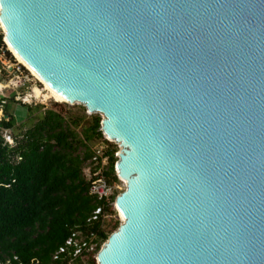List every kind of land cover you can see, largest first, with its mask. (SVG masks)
Wrapping results in <instances>:
<instances>
[{
	"label": "water",
	"instance_id": "obj_1",
	"mask_svg": "<svg viewBox=\"0 0 264 264\" xmlns=\"http://www.w3.org/2000/svg\"><path fill=\"white\" fill-rule=\"evenodd\" d=\"M0 23L120 148L96 264H264V0H0Z\"/></svg>",
	"mask_w": 264,
	"mask_h": 264
},
{
	"label": "trees",
	"instance_id": "obj_2",
	"mask_svg": "<svg viewBox=\"0 0 264 264\" xmlns=\"http://www.w3.org/2000/svg\"><path fill=\"white\" fill-rule=\"evenodd\" d=\"M3 36L0 30V47ZM0 81L5 82L2 77ZM2 101L5 100H0V105ZM8 101L19 104L14 97ZM23 106L30 122L33 107ZM5 114L9 118L0 120V263L8 260L9 264H66V253L57 259L53 256L78 231L83 236L99 231L105 242L109 234L100 232L101 226L105 228L102 217L89 221L104 202L91 195L89 188L98 177L111 186L119 183L115 173L116 147L104 140L101 158L97 164L90 163L92 178L83 173L84 164L94 155L91 142L102 139L100 116L92 115L79 136L74 129L81 118H66L53 109L43 112L32 127L25 121L16 126L15 118ZM15 128L19 132H13L15 146L10 148L4 144L1 130ZM104 158L106 163L98 174ZM108 212L116 213L110 208ZM114 224L118 227V220ZM85 264H96V260L90 256Z\"/></svg>",
	"mask_w": 264,
	"mask_h": 264
},
{
	"label": "rangeland",
	"instance_id": "obj_3",
	"mask_svg": "<svg viewBox=\"0 0 264 264\" xmlns=\"http://www.w3.org/2000/svg\"><path fill=\"white\" fill-rule=\"evenodd\" d=\"M15 62H16L15 64H19L22 68H20L19 72L13 69L12 71H10V76L12 77V80L15 81L14 83L20 82V87H17L16 84H12L11 87L6 88L5 87L6 84L3 81H0V83L3 85L2 89H0V100L3 99L5 100L4 102H2L3 103L2 106H0V120L3 118V115L5 113H8L15 118L16 126L19 125L20 123H23L24 121L29 122L27 120L28 113L26 112V108L23 106L24 104L25 106L33 107L31 113V115L33 116V120H31L27 125L28 127H32V125L37 121V118L41 116L43 112H45L47 109H53L66 116V118H72V119L76 117L81 118L80 125L74 129L75 132L80 136L83 127L88 126V123L91 120V116L92 115L100 116L99 114L96 113H92V114L89 113L82 105H78V104L71 105V104L61 103L60 106H56L55 104H58L59 102H56V100H54L53 98L50 97L45 98L43 96L35 97L34 93L32 94L34 88L40 90L42 92V95L47 93L44 90V85L42 84V82H40V80H38L34 76V74L28 71L22 64H20L16 60ZM1 77L4 79V76H0V78ZM11 97H14L15 100L19 102V104L9 102L8 100ZM37 106L40 107L39 110L35 109V107ZM13 132L14 134H17L19 131L16 128L13 129V131L11 130L12 136H13ZM104 140H106L104 135H102V139L100 140H93L91 142V148H93L94 150L102 149V148L104 149L105 147V143L103 142ZM108 142H110L112 145L116 147V154H117L120 151L118 144L112 141H108ZM82 151L83 149L81 148L80 152L82 153ZM88 165H89L88 162L84 164L83 173L86 176V178L89 179L91 174ZM117 185H118L117 192L119 194L122 191H124L125 185L124 183H120V181ZM117 220L120 225L121 220L118 218L117 214H114L108 221L106 220L104 231L109 235L112 232H114L119 227V226L115 227L114 224L115 221ZM66 264H72V263L67 262Z\"/></svg>",
	"mask_w": 264,
	"mask_h": 264
},
{
	"label": "built area",
	"instance_id": "obj_4",
	"mask_svg": "<svg viewBox=\"0 0 264 264\" xmlns=\"http://www.w3.org/2000/svg\"><path fill=\"white\" fill-rule=\"evenodd\" d=\"M0 30L3 33V29L0 23ZM4 35V33H3ZM3 46L0 47V76H4L6 88H9L12 86V84H16L17 87H20V82L14 83L15 81L12 80V77L10 76V71L15 69L16 71H20V68H22L19 64H15V58L11 54V52L8 50L7 43L5 41V38L3 36ZM3 85L0 83V89H2ZM4 102V101H2ZM3 103H1L0 106H2ZM2 138L4 140V144L8 145L10 148L15 146L14 138L11 134L10 130H1ZM106 139V137H105ZM107 140V139H106ZM108 141V140H107ZM102 149L94 150V155L88 162V166L90 169L91 164H97L98 158L102 156L101 153ZM91 163V164H90ZM106 163V159H101V168L98 170V174L102 170V167ZM91 174V171H90ZM92 178V175L89 179ZM120 181V180H119ZM120 183H123L120 181ZM118 185L111 186L109 185L105 179L102 177H98L96 180H93L91 182L89 193L91 195H95L99 200L103 201L104 203L100 205L98 208H96L93 211V214L91 215L89 221H97L98 218L102 217V225L105 223V221L109 220L114 214H111L108 212V208L114 210L118 216V212L115 205V198L118 195L117 187ZM119 218V216H118ZM100 232H104V229H102V226L100 228ZM107 234V233H106ZM104 242L101 241L98 233H90L89 235L83 236L81 232H75L70 237L67 238L65 241V244L63 247H60L57 252L54 254L53 259H57L61 254H67L68 256V262L72 264H84L85 261L91 256L96 260V255L100 248L102 247ZM68 252V250H70ZM3 264V263H0ZM4 264H9V261L6 260ZM37 264V263H34Z\"/></svg>",
	"mask_w": 264,
	"mask_h": 264
},
{
	"label": "bare ground",
	"instance_id": "obj_5",
	"mask_svg": "<svg viewBox=\"0 0 264 264\" xmlns=\"http://www.w3.org/2000/svg\"><path fill=\"white\" fill-rule=\"evenodd\" d=\"M5 41L7 43L8 46V50L11 52V54L14 56V58L16 59V61H18L20 64H22L28 71H30L32 74H34V76L40 80V82H42V84L44 85V90L47 92L46 94L42 95V92L36 88H34V90L32 91V94L34 93L35 97H39V96H43L45 98H53L54 100H56L57 102H63V99L60 97L59 94H56L52 88H50L43 80H41L28 66L26 63L22 62L21 59L19 58V56L17 55V53L15 52V50L13 49V47L11 46L9 40L5 37ZM33 89V88H32ZM30 96V95H29ZM33 96V97H34ZM38 99V98H37ZM27 100V99H26ZM29 100V99H28ZM112 141V140H111ZM113 142V141H112Z\"/></svg>",
	"mask_w": 264,
	"mask_h": 264
}]
</instances>
